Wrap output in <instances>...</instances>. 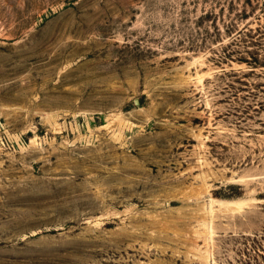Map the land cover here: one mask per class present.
Returning <instances> with one entry per match:
<instances>
[{"label":"rangeland","instance_id":"1","mask_svg":"<svg viewBox=\"0 0 264 264\" xmlns=\"http://www.w3.org/2000/svg\"><path fill=\"white\" fill-rule=\"evenodd\" d=\"M0 264H264V0H0Z\"/></svg>","mask_w":264,"mask_h":264},{"label":"bare ground","instance_id":"2","mask_svg":"<svg viewBox=\"0 0 264 264\" xmlns=\"http://www.w3.org/2000/svg\"><path fill=\"white\" fill-rule=\"evenodd\" d=\"M221 205L226 207V208L230 207V204L226 203V202H222ZM236 205L239 206V207H242L243 203L242 202H238Z\"/></svg>","mask_w":264,"mask_h":264}]
</instances>
